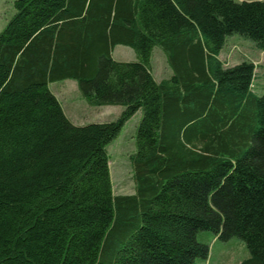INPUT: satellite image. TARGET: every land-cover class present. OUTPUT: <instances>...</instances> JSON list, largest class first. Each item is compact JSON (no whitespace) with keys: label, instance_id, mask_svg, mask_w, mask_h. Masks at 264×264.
<instances>
[{"label":"trees","instance_id":"obj_1","mask_svg":"<svg viewBox=\"0 0 264 264\" xmlns=\"http://www.w3.org/2000/svg\"><path fill=\"white\" fill-rule=\"evenodd\" d=\"M0 31V264H195L210 231L264 264V95L228 37L264 50V0H15ZM131 47L136 61L113 57ZM155 47L172 76L157 81ZM72 78L118 119L74 124L50 88ZM138 111L133 194L108 145Z\"/></svg>","mask_w":264,"mask_h":264},{"label":"rangeland","instance_id":"obj_2","mask_svg":"<svg viewBox=\"0 0 264 264\" xmlns=\"http://www.w3.org/2000/svg\"><path fill=\"white\" fill-rule=\"evenodd\" d=\"M14 1L0 0V31L15 14ZM127 55L119 50L115 53V57L118 59L127 58ZM244 59L253 61L257 65L259 71L256 72L252 86L258 95H264V50L258 49L251 40L238 34L228 37L225 50L222 53L225 65L231 66ZM152 63L158 78V74L167 75L165 55L161 48H154ZM50 88L59 94L69 115L73 113L76 125L113 121L119 118L124 109L121 105L94 106L89 104L84 98L77 80L72 78L51 82ZM71 106L72 112L70 113L69 107ZM141 119L142 112L138 111L125 123L119 136L107 147L110 156L111 178L116 195L135 192L130 156L136 152V134ZM198 240L210 245V254L207 259H197L195 264H238L250 256L246 243L238 237L224 241L210 231H201L198 234Z\"/></svg>","mask_w":264,"mask_h":264},{"label":"crops","instance_id":"obj_3","mask_svg":"<svg viewBox=\"0 0 264 264\" xmlns=\"http://www.w3.org/2000/svg\"><path fill=\"white\" fill-rule=\"evenodd\" d=\"M127 47V48H126ZM117 50H119V52H121V53H123V52H125V53H127L128 55H127V58H124V59H118V58H116L115 57V53H116V51ZM162 50V49H161ZM225 50V48L222 50V52H221V54H220V59L222 60V53H223V51ZM164 55H165V53H164ZM113 57L116 59V60H119V61H136L137 60V55H136V53H135V51L131 48V47H129V46H125V45H117L115 48H114V50H113ZM223 61V60H222ZM240 62V61H239ZM239 62H237V63H239ZM253 62V61H252ZM237 63H235V64H237ZM254 63V62H253ZM165 64H166V69H167V75L166 76H162L161 74H158L159 75V78H158V76H157V74H156V72H155V70H154V64L152 63V70H153V75H154V77H155V79L157 80V81H161V80H163V79H165V78H169L170 76H172V74H173V72H172V69L170 68V66H169V64H168V62H167V57H166V55H165ZM235 64H233V65H235ZM255 64V63H254ZM259 66V65H258ZM261 68V66L259 67V69ZM258 69V67H257V65H255V77H256V72H258L259 70H257ZM50 86H51V83H50ZM54 94L57 96V98L59 99V101L61 102V104H62V106H63V109H64V111H65V113H66V115L68 116V118L75 124L76 122H75V117L73 116V113H71L72 112V106L71 107H69L70 108V115H69V113L67 112V108H65V106L63 105V102H62V100H61V97L59 96V94H57V93H55L54 92Z\"/></svg>","mask_w":264,"mask_h":264}]
</instances>
